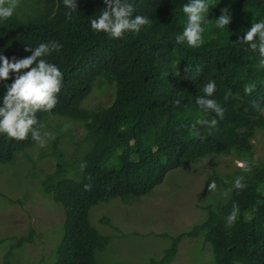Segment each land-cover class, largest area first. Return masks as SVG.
<instances>
[{"label":"trees","instance_id":"1","mask_svg":"<svg viewBox=\"0 0 264 264\" xmlns=\"http://www.w3.org/2000/svg\"><path fill=\"white\" fill-rule=\"evenodd\" d=\"M128 2L134 6L133 16H147L151 24L139 34L128 32L120 39L91 29V20L106 7L104 0H76L71 19L65 15L69 9L63 0H20V15L15 12L0 21V54L10 59L30 56L32 52L24 50L28 45L33 50L51 41L63 46L45 57L64 73L59 102L51 112H37V118L42 124L59 119L50 127L62 134L61 123H77L84 131L82 140L87 146L72 158L60 152L51 139L56 149L47 155L55 156L56 166L41 178L42 192L64 212L54 264H106L97 259V252L113 236L102 235L91 226L92 207L113 199L127 203L140 198L169 171L209 156L232 157L250 164L251 171L235 166L225 175L208 172L204 191L213 197L206 217L189 232L170 237L171 245L163 256L148 264H170L184 237L201 235L212 246L214 264H264V157L256 164L250 162L252 136L264 131V111L252 106L256 101L264 110V68L258 67L259 53L245 51L248 46L237 41L251 23L264 19V0H212L214 7L203 25L204 44L199 48L176 42L187 23L182 5L189 0ZM225 9L232 21L224 29L216 28L215 20ZM197 68L201 69L198 74ZM210 80L215 81L216 91L209 98L225 108L223 119L196 103ZM251 83L257 88L247 95L244 88ZM105 85L111 101L85 107L92 91ZM5 92L0 82V106ZM197 118L218 120L214 128L197 125L203 139L190 129ZM36 144L30 134L23 141L0 134V164L15 161L19 153ZM82 162H87L83 171ZM239 176L244 177V189L234 187ZM212 180L217 183L214 192L208 191ZM85 184L92 185L90 191L84 190ZM234 202L239 215L229 227L226 217ZM29 236L2 241L9 240L10 251L30 241ZM9 256L10 252L5 255L6 264H11Z\"/></svg>","mask_w":264,"mask_h":264},{"label":"rangeland","instance_id":"2","mask_svg":"<svg viewBox=\"0 0 264 264\" xmlns=\"http://www.w3.org/2000/svg\"><path fill=\"white\" fill-rule=\"evenodd\" d=\"M15 12L20 15L22 10ZM111 99L110 89L105 85L95 88L84 106L96 108ZM55 122L59 119L45 120L42 132L55 137L53 141L60 152L72 158L87 146L79 124L68 123L69 129L62 130V134L50 127ZM64 125L61 123L60 128ZM252 142L250 162L256 164L264 157V131L255 132ZM52 144L51 139L45 147L37 143L19 153L15 161L0 164V264H6L4 258L8 252L11 264H54L56 260V246L62 237L63 207L45 195L41 187L44 173L56 166L55 156L47 155L56 149ZM238 162L225 156L202 158L187 168L169 171L160 184L140 198L127 203L113 199L92 207L91 226L102 235L113 236L107 247L97 252V259L106 264H148L152 258L159 260L171 245L170 237L189 232L206 217V207L213 197L204 191L207 173L215 170L221 175L228 174L238 167ZM12 236H29L30 241L9 251L12 246L9 240H2ZM170 264H214L212 246L202 235L184 237Z\"/></svg>","mask_w":264,"mask_h":264},{"label":"clouds","instance_id":"3","mask_svg":"<svg viewBox=\"0 0 264 264\" xmlns=\"http://www.w3.org/2000/svg\"><path fill=\"white\" fill-rule=\"evenodd\" d=\"M106 7L103 8L98 18L91 20V29L95 32H103L110 38L120 39L128 33L139 34L145 25H150L151 20L144 15H135L132 3L128 0H104ZM20 0H0V21L10 19ZM63 4L69 11L65 14L68 19L72 18V12L77 9L76 0H63ZM214 7L212 0H189L182 5L183 13L187 16V23L183 33L176 36L178 44L187 42L192 48H199L204 44L203 25L208 22L210 9ZM232 21V16L225 9L215 20V27L224 29ZM237 41L241 45H247L245 51L251 49L259 53L258 67L264 68V19L259 22L251 23L243 36L238 37ZM63 46L56 41L41 43L39 46H26L25 51H31L32 54L26 58L17 59L15 56L11 59L0 54V82L6 88L3 96V104L0 106V134H6L9 139L18 141L26 140L31 135L32 140L36 141L41 147H45L49 139L55 137L47 132L41 131L45 125L40 123L37 118V112H51L58 104V94L63 86L64 73L61 68L45 57L52 52H59ZM34 65V66H33ZM26 70V71H22ZM185 71L187 69L185 68ZM201 69L197 68V74ZM12 74L15 78L12 79ZM12 79L11 83H7ZM257 88L256 83L246 85L245 94L250 95ZM216 91L215 81L207 82L203 87L204 96L196 98V103L205 112H214L220 119L224 118L225 108H223L215 99H211ZM228 99V94L225 95ZM179 100L174 103L179 104ZM252 106L257 111L261 109L258 102L253 101ZM91 122V121H89ZM218 123L216 118L211 120L206 118H197L191 125L190 129L194 136L200 137L197 125L214 128ZM70 125H64L62 130L66 131ZM203 139V137H200ZM81 170L87 167V162H82ZM238 167L245 172L251 171V165L246 162H238ZM243 176L235 180L236 189L247 187ZM92 185L85 184L84 190L90 191ZM217 190V183L212 180L208 185V191ZM239 215V206L235 202L232 211L226 217L227 225H234Z\"/></svg>","mask_w":264,"mask_h":264}]
</instances>
